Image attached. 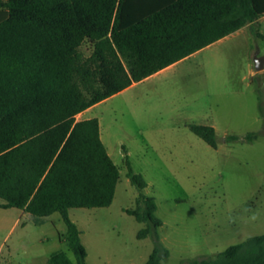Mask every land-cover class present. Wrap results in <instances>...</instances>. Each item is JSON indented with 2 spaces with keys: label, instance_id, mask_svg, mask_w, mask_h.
<instances>
[{
  "label": "trees",
  "instance_id": "obj_1",
  "mask_svg": "<svg viewBox=\"0 0 264 264\" xmlns=\"http://www.w3.org/2000/svg\"><path fill=\"white\" fill-rule=\"evenodd\" d=\"M263 14L264 0H0L1 205L24 209L38 225L61 213L74 258L56 249L46 264H87L69 209L111 204L120 178L99 118L77 115L246 24L262 37L255 22ZM85 41L93 46L89 54ZM262 73L252 79L260 83ZM260 110L264 117L262 99ZM189 126L218 146L214 126ZM261 133L223 139L253 141ZM123 149L138 189L125 210L146 223L138 237L154 243L144 264H165L170 250L159 232L156 197ZM182 264H264V233Z\"/></svg>",
  "mask_w": 264,
  "mask_h": 264
},
{
  "label": "crops",
  "instance_id": "obj_2",
  "mask_svg": "<svg viewBox=\"0 0 264 264\" xmlns=\"http://www.w3.org/2000/svg\"><path fill=\"white\" fill-rule=\"evenodd\" d=\"M255 24L264 37V14L257 19ZM254 41L250 24H246L184 58L152 73L140 80L142 81V99H138V95H135L134 99L131 100V109L142 104V111L148 110L157 118L183 114L189 121L214 126L222 135H229L258 127L260 116L255 106H251L252 102L249 99L252 88L250 77L257 71L250 58ZM198 56H203L196 69L201 74L202 79L211 73L209 65L212 64V60L218 62V59L221 57L227 58V65L224 70L226 82L221 88L205 84L201 87L203 91L197 94H186L183 90L195 88V86L194 83L188 82L191 81L190 70L186 72L187 69L184 70L181 66ZM210 56L213 57L212 60L207 59ZM261 71H264V69ZM177 73L181 74V80H171ZM140 81L132 83L118 93L133 89ZM110 97L93 104L81 113L88 114ZM235 105H239L240 108L236 111H231V108ZM243 107H245L244 110ZM88 117H91V115H86L85 118ZM99 117L102 140L108 148L110 155L114 156V158L118 155L116 163L120 169V178L117 182L114 199L111 204L89 207L91 209L82 208L76 210L72 219L81 230V239L87 249V264H144L153 250L150 240L134 241L129 246L131 247V251L127 256L121 251L120 247H113L108 241L109 227L114 224V219L117 217L116 213L124 215V218L130 220L132 234L143 227L144 223L124 209L123 204L125 203L122 202V198L128 195L132 196L133 199V189L127 176V168L122 159V153L120 150H117L115 143L111 140V135L108 133L107 128L104 127V116L99 115ZM248 119H252L254 125L246 122ZM126 138L131 147L135 146L140 151H142V144L146 145L148 141L142 129H139L136 133L127 134ZM206 146L211 147L212 145L207 142ZM246 150H253L257 154L262 152L261 157L264 160V137H260L249 143L228 142L220 145L218 149H213V151L223 153L225 156L230 153L233 154L236 161L234 165L238 167V171H243L244 167L251 162L249 157L257 158L253 153H250L249 157H245L243 153ZM157 154H161L162 156L168 155L164 151L157 152ZM172 155H175V153L170 152V156ZM166 160L165 166L172 176L169 183L181 189L194 186L192 185V172L184 170L183 165L179 163L178 159L176 161L174 157ZM252 163L258 172L257 175L262 177L264 182V167L262 168L259 165L258 160ZM241 181L242 179L238 175L237 182L240 183ZM147 182L149 183V192L159 197V211L165 217V223L161 230L162 240L171 249V255L165 261V264H179L178 261L184 256L220 252L230 245L246 240L250 236L264 233V216L260 220L256 216L257 207L251 205L252 198L259 191L257 182L251 185L249 189H245V194L238 203L239 206L243 207L242 209H239L236 205L225 210H205L201 211V213H181L172 210L163 203L165 191L162 190L161 186L151 179H148ZM225 195H227L226 192ZM119 197L121 201L118 204L116 200ZM132 205H128V207ZM0 206L3 207L1 204ZM94 207H101L102 209L95 210ZM20 209L22 212L15 220L13 226L21 225L24 228L31 222L27 214L28 212L22 208ZM52 215L53 213L46 218L44 223L40 224L41 226L49 223L53 225L48 233L39 239L42 244L46 241H51L55 244L64 241L67 231L66 223L65 228L64 226L59 227L51 220ZM24 216H26L25 219H23ZM186 219H192V222L185 223L184 220ZM119 229L122 232L124 227L121 225ZM52 251L31 253L27 257L26 262L29 264L43 262L42 264H46ZM0 264L18 263L11 259H3L2 253H0Z\"/></svg>",
  "mask_w": 264,
  "mask_h": 264
},
{
  "label": "rangeland",
  "instance_id": "obj_3",
  "mask_svg": "<svg viewBox=\"0 0 264 264\" xmlns=\"http://www.w3.org/2000/svg\"><path fill=\"white\" fill-rule=\"evenodd\" d=\"M253 51L250 54L251 61L254 64V52L256 46L259 45L261 48V54H264V37L254 38ZM84 52L89 54L92 51V44L89 41H85L82 46ZM203 56H198L192 60L184 63L181 68L188 72L190 70L191 81L194 83L195 88H189L188 90H183L186 94H197L203 91L201 88L203 85L219 87L224 86L226 82V76L224 70L226 68L227 58H219L218 62L212 60L213 57H208L207 59L212 60L210 66L211 73L204 79H202L201 74L196 70L200 59ZM255 67V66H254ZM195 70V71H194ZM262 80H253L252 75L250 77L252 88L249 99L251 100V106L256 108L257 113L260 116V124L256 128H250L245 131L235 132L232 134H245L249 131L261 130L264 128V117L260 110V100L264 101V71L262 73ZM228 78V77H227ZM171 80H181V74L177 73L172 77ZM260 84V85H259ZM260 86V90L257 88ZM138 95V99H142V81L138 83L136 87L128 90L127 92L117 93V95L111 96L107 101L103 102L101 105L95 107L88 114L81 113L77 115L78 119H83L86 115H91V117H99V115L104 116V127L107 128L108 133L111 135V140L115 143L117 150L122 153V159L126 164L128 169L125 152L123 146L125 145L132 163L133 168L137 172H141L146 180H154L157 185H160L162 190L165 191L163 203L169 206L172 210L181 213H201V211L211 210L220 211L222 209H228L229 207L236 206L239 209L243 207L239 206L240 199L245 194V189H249L251 185L257 182L259 185L258 193L252 198L251 205L257 207L256 216L261 220L264 216V182L262 177L257 175V170L252 163L258 160L259 165L264 167V160H262L261 154L255 153L253 150L244 151L243 155L249 157L250 153L256 155L257 158L249 157L251 162L244 167L243 171H238L237 166L234 165L235 158L233 154H227L213 151V149H218L222 144L228 142H252L245 140H228L223 139L226 135L220 134L217 130L219 137V144L217 147L211 146L207 147V142L196 134L191 128L190 123H199L196 121H189L187 117L183 114L165 116L163 118H157L152 112L148 110L142 111V104L140 106L131 109V100L133 97ZM193 99V98H192ZM240 108L239 105H235L231 108V111H236ZM245 107H243V110ZM134 110V111H133ZM100 120V119H99ZM251 125L252 119H248ZM203 124V123H200ZM139 129L147 137L146 145L142 144V151L137 149L135 146L131 147L127 134L136 133ZM264 137V133H261L256 139ZM254 139L253 141H255ZM144 147V149H143ZM108 149V148H107ZM166 152L165 156L157 154V152ZM170 152H174L175 155L170 156ZM121 155V154H120ZM112 156V155H111ZM113 159H118L112 156ZM174 157V159L182 164L183 169L192 172V186L191 188L186 187V189H181L177 186L169 183L172 179L171 173L166 168V159ZM240 169V167H239ZM238 175L242 181L238 183ZM128 176V175H127ZM129 178V176H128ZM130 179V178H129ZM131 182V180H130ZM131 187L133 189L134 197L126 195L122 198L123 206L126 208L128 205H133L136 203V196L138 194V189L131 182ZM146 193L154 195L157 200L158 208L157 214L162 218L163 224L159 227V232L162 238V226L165 223L164 215L159 211V197L156 194H151L149 192V183L145 189ZM225 192L227 195H225ZM132 199V200H131ZM120 203V197L116 200ZM4 202V199L0 197V204ZM209 207V208H207ZM91 209L89 207H73L70 208V215L73 218V214L79 209ZM95 210L102 209L101 207H94ZM93 208V209H94ZM124 208V209H125ZM245 209V208H244ZM243 209V211H244ZM21 209L17 207H1L0 206V253H2L3 259H11L18 264H29L27 263V257L31 253L39 252H49L56 249H65L68 254L74 258L73 252L68 248L65 241L52 243L45 242L40 243L39 239L53 227L51 223L41 226L33 222L29 223L26 227L21 225H14L15 220L19 217ZM29 216V213H27ZM117 217L114 219V224L110 225V230L108 233V241L113 247H120L121 251L127 256L131 247H129L134 241L150 240L151 246L154 247L153 240L149 237L139 238L138 231L132 234L130 227V220L124 218V215L116 213ZM26 216L23 217L25 219ZM53 220L59 227L64 226L65 221L59 211H56L51 216ZM185 223L192 222V219L184 220ZM144 226L146 225L145 222ZM121 225L124 230L120 232L119 227ZM143 226V227H144ZM165 244V243H164ZM166 245V244H165ZM168 247V246H167ZM169 248V247H168ZM170 255H171V249ZM218 252H208L201 253L195 256H184L178 261L182 264L183 261L192 259L201 255H214ZM169 255V257H170ZM168 257V258H169ZM168 258L166 260H168ZM43 262H33L31 264H42Z\"/></svg>",
  "mask_w": 264,
  "mask_h": 264
},
{
  "label": "water",
  "instance_id": "obj_4",
  "mask_svg": "<svg viewBox=\"0 0 264 264\" xmlns=\"http://www.w3.org/2000/svg\"><path fill=\"white\" fill-rule=\"evenodd\" d=\"M254 66L256 70L264 69V54H261V48L259 45L256 46L254 52Z\"/></svg>",
  "mask_w": 264,
  "mask_h": 264
}]
</instances>
